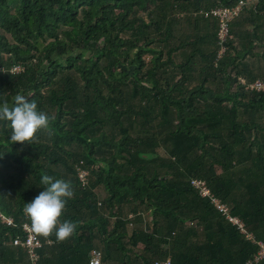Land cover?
<instances>
[{"label":"trees","instance_id":"trees-1","mask_svg":"<svg viewBox=\"0 0 264 264\" xmlns=\"http://www.w3.org/2000/svg\"><path fill=\"white\" fill-rule=\"evenodd\" d=\"M241 1L0 0V103L22 94L53 117L24 142L0 121V213L15 223L0 222V264H31L13 240L45 173L71 183L58 220L76 227L37 233L39 264H91L94 249L104 264L252 258L256 243L191 185L264 241V93L240 84L264 80V0L220 59L219 20L201 14Z\"/></svg>","mask_w":264,"mask_h":264},{"label":"clouds","instance_id":"clouds-1","mask_svg":"<svg viewBox=\"0 0 264 264\" xmlns=\"http://www.w3.org/2000/svg\"><path fill=\"white\" fill-rule=\"evenodd\" d=\"M51 119L53 117L38 110L37 104L22 94L15 95L11 105L0 103V121L10 127V142L30 141L38 130L49 127ZM40 184L43 185L42 190L31 201L25 202L23 211L35 233L48 236L54 230L56 239L64 240L76 227L71 221L58 220L67 198L73 196L71 183L45 173L41 175Z\"/></svg>","mask_w":264,"mask_h":264},{"label":"built area","instance_id":"built-area-1","mask_svg":"<svg viewBox=\"0 0 264 264\" xmlns=\"http://www.w3.org/2000/svg\"><path fill=\"white\" fill-rule=\"evenodd\" d=\"M255 3L253 0H242L239 5L232 8H216L211 11H204L201 14L204 15L205 18H216L220 23V46L221 51L218 55V59L222 58L226 51L229 39L232 38L231 35V24L244 13L246 9H250L255 7ZM24 67L21 65L14 66L10 72L12 73H20L23 71ZM240 84L247 91H254L259 93H264V80L257 79L255 81H249L245 77L240 78ZM89 172L87 170L81 171L80 178L83 182H88ZM192 187L200 194L202 198L210 199L212 204L222 213L223 216L230 222L232 225L236 226L238 230L245 234V236L252 240V242L256 243L257 250L252 255V258L248 259L244 264H256L260 260L264 258V241L255 240L252 232H248L244 222L237 216H233L230 214L229 207L222 203L214 194L211 189L208 187L207 183L201 179H193L191 181ZM0 222L8 227H14V219L8 218L0 213ZM21 231L23 234L21 236L16 237L13 240L14 246H20L25 249L27 254L29 255L31 264H39L40 262V254L39 251L43 247V243L40 240L37 233H35L29 224H24L21 227ZM51 244V242H48ZM104 254L103 251L99 249H94L91 253V264H104ZM157 264H173V259L167 258L163 260H159Z\"/></svg>","mask_w":264,"mask_h":264},{"label":"rangeland","instance_id":"rangeland-1","mask_svg":"<svg viewBox=\"0 0 264 264\" xmlns=\"http://www.w3.org/2000/svg\"><path fill=\"white\" fill-rule=\"evenodd\" d=\"M255 1H257V0H253V3H255ZM100 194H101L102 198H104L106 195L105 191H103V190L100 191Z\"/></svg>","mask_w":264,"mask_h":264},{"label":"crops","instance_id":"crops-1","mask_svg":"<svg viewBox=\"0 0 264 264\" xmlns=\"http://www.w3.org/2000/svg\"><path fill=\"white\" fill-rule=\"evenodd\" d=\"M133 217V215H131V218Z\"/></svg>","mask_w":264,"mask_h":264}]
</instances>
